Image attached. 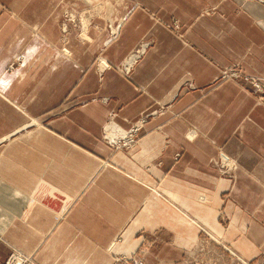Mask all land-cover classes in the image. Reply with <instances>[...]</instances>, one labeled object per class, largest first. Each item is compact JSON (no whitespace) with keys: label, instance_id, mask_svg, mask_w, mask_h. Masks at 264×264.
I'll return each instance as SVG.
<instances>
[{"label":"crops","instance_id":"0c3cea01","mask_svg":"<svg viewBox=\"0 0 264 264\" xmlns=\"http://www.w3.org/2000/svg\"><path fill=\"white\" fill-rule=\"evenodd\" d=\"M144 113L134 146L110 143ZM13 252L264 264V0H0V264Z\"/></svg>","mask_w":264,"mask_h":264},{"label":"built area","instance_id":"2783aa9c","mask_svg":"<svg viewBox=\"0 0 264 264\" xmlns=\"http://www.w3.org/2000/svg\"><path fill=\"white\" fill-rule=\"evenodd\" d=\"M232 70V71H231ZM229 71H224L223 73V78H227V77H233V78H238L239 77V73H237L236 70L234 69H231ZM129 72V70L127 71ZM245 80H250L253 85L263 91L262 87H261V84H260V81L259 79H254V78H249V77H245ZM147 115H145L142 119V123L145 121ZM141 122L135 124L134 128L132 129V131L129 132V134L126 136V137H123V138H118V139H115L116 142H113L111 143L113 146L115 147H132L136 144V141H137V136H138V133L140 132L141 130V127L138 125L140 124ZM110 141V140H109ZM230 157H228L225 153H222L221 154V159H220V165L223 169V171H225L226 169H230L231 167L225 163H223L224 159H228ZM133 260L135 264H144V262L140 259H133V258H130V257H122V258H118L117 260V263L115 264H126L129 260ZM30 262V259L28 258V255H25L23 253H20V252H14V253H11V255H9V257L4 261L3 264H28Z\"/></svg>","mask_w":264,"mask_h":264},{"label":"rangeland","instance_id":"374dc122","mask_svg":"<svg viewBox=\"0 0 264 264\" xmlns=\"http://www.w3.org/2000/svg\"><path fill=\"white\" fill-rule=\"evenodd\" d=\"M84 13H85V11H83ZM67 13V14H66ZM69 13V14H68ZM84 13H82V15H80V17H81V19H82V21H83V25L82 24H80V23H78L77 22V27H79V29L82 31V26H83V34H82V38L83 37H85V35L87 34V31H88V19L87 18H85L86 16H85V14ZM65 14H66V18H65V21L68 23V21L69 22H72V23H75L76 22V13H75V11H72V12H70V11H66L65 12ZM63 31H67V25L66 24H64V26H63ZM85 34V35H84ZM146 44H144V46H145ZM143 49V47L141 48V47H137V49L135 50V52H134V54H139V55H141L139 52L137 53V51L138 50H142ZM133 54V53H132ZM14 66H16V62L15 63H12L11 65H9V68H12V67H14ZM127 69V70H126ZM131 69V67H129V70ZM124 70L127 72L128 71V66H125V68H124ZM223 74V73H222ZM252 83V82H251ZM161 113V112H160ZM145 115H148V113L147 114H143L141 117H140V121H142L143 119H142V117H144ZM113 126H111V127H107V131H108V137H109V139H111V134H114L116 137H115V139H118L117 137H124V136H120L119 135V132L118 131H115L113 128H112ZM131 127L132 126H130V128H128V129H131ZM128 129H127V131H128ZM121 130V128H119V131ZM124 130V129H123ZM126 130V129H125ZM126 133V132H125ZM193 134V133H192ZM111 142V141H110ZM220 159H221V157H220ZM219 161V160H218ZM223 163H224V161H223ZM225 164H227V165H229L230 167H232V164L230 165L228 162L227 163H225ZM14 253V252H13ZM11 255V254H10ZM28 257L30 258V256L28 255ZM30 260H31V258H30ZM30 263H31V261H30Z\"/></svg>","mask_w":264,"mask_h":264},{"label":"bare ground","instance_id":"6f19581e","mask_svg":"<svg viewBox=\"0 0 264 264\" xmlns=\"http://www.w3.org/2000/svg\"><path fill=\"white\" fill-rule=\"evenodd\" d=\"M145 47L146 46H143V49L142 50H138L137 51V53L139 52L140 54L145 50ZM139 56V54H133L132 55V57L130 58V59H134V58H137ZM232 71V70H231ZM224 74V73H223ZM140 127H142V125H143V123H142V121H141V123L140 124H138ZM135 126L133 125L132 127H131V129H128V131L127 130H124V137H126L128 134H129V132L130 131H132V129L134 128ZM115 131H118V132H120V133H122L123 134V129H121L120 131H119V128L120 127H118V129L117 128H115L114 126L112 127ZM126 132V133H125ZM120 133H119V135H120ZM121 136V135H120ZM115 135L114 134H111V139H109L110 141H111V143H113V142H116L115 141ZM117 138H123V137H117ZM29 258V257H28ZM31 258V257H30ZM29 258V259H30ZM31 261V260H30ZM30 263V262H29Z\"/></svg>","mask_w":264,"mask_h":264}]
</instances>
